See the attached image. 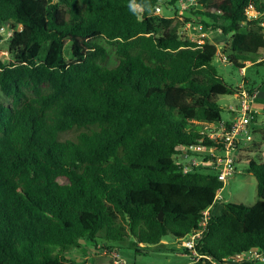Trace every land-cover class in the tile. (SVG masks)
<instances>
[{
    "label": "trees",
    "instance_id": "1",
    "mask_svg": "<svg viewBox=\"0 0 264 264\" xmlns=\"http://www.w3.org/2000/svg\"><path fill=\"white\" fill-rule=\"evenodd\" d=\"M131 3L0 0V32L13 31V61L0 57V264H86L67 255L81 241L110 256L113 243L148 248L171 236L181 247L202 229L200 258L183 247L188 264H256L232 260L264 253V159L238 163L259 201L219 213L217 174L182 165L203 126L223 122L219 98L238 91L219 74L218 47L181 38L174 18L155 13H177L179 0H135L140 12ZM190 13L230 36L229 64L264 65L252 59L264 51V0H198ZM251 124L264 132V111Z\"/></svg>",
    "mask_w": 264,
    "mask_h": 264
},
{
    "label": "rangeland",
    "instance_id": "2",
    "mask_svg": "<svg viewBox=\"0 0 264 264\" xmlns=\"http://www.w3.org/2000/svg\"><path fill=\"white\" fill-rule=\"evenodd\" d=\"M195 6V4H193ZM192 7V6H191ZM181 10L175 13L171 7H161L159 16L174 18L182 28L180 30V37L183 39H190L193 41H201L204 37L208 39L222 50L226 44L230 47V36L223 35L219 30H205L200 24V19L190 13V8ZM189 21L188 23L186 21ZM21 29V26H18ZM12 28L10 25H5L0 32V57L9 64L13 61V56L8 50L6 40L12 36ZM207 34V35H205ZM70 56V48L67 49V58ZM264 56V51H260L257 55L252 56L253 60L261 59ZM248 65V64H247ZM217 69L220 76L224 79L228 86L239 87L242 83L245 86H254L259 89V101L264 100V65H253V63L245 68L244 74L240 69L227 63L216 62ZM250 85V86H249ZM218 103L223 108L221 118L223 122H232L236 116L233 112L228 110V107H234V98L232 96L220 97ZM261 115V114H260ZM252 141L247 143L242 150L240 162H244L246 158H262L264 159V132L255 125H251ZM75 136V132L64 134L63 139H70ZM191 157H182V163L188 164ZM240 173L230 179V181L219 192L220 197L215 206V212L219 213L223 204H243L245 206H252L259 201L257 196V181L256 178L247 173L244 165H239ZM171 236L165 237L160 244L148 248H137L132 244V239L122 243H113L112 246L116 248L117 255L121 258V262L117 260L115 255H99L96 250L85 241H81L82 248L79 250H71L67 255L73 259H77L86 264H188L189 258L183 251V247L174 243ZM139 249V252L136 250ZM173 249V250H172Z\"/></svg>",
    "mask_w": 264,
    "mask_h": 264
},
{
    "label": "built area",
    "instance_id": "3",
    "mask_svg": "<svg viewBox=\"0 0 264 264\" xmlns=\"http://www.w3.org/2000/svg\"><path fill=\"white\" fill-rule=\"evenodd\" d=\"M198 0H179V7L181 10H187L189 7L197 5ZM161 6L155 8V13L159 15ZM250 18H257L258 15L254 11H247ZM263 35H264V21L262 22ZM221 32V31H220ZM264 56L259 59L263 61ZM216 62L227 64L229 63L228 56L224 51L218 47ZM250 64V62H247ZM246 63V64H247ZM242 74L245 68L241 69ZM257 91L245 86L244 83L239 85L237 93L232 96L236 100V105L232 107V111L236 116L232 122H222L219 124H205L201 131L202 139L199 145L184 146L183 157H191L188 164H183L184 172H191L194 167L203 166L213 170L217 174L218 180L225 186L232 177L240 173L238 163L243 148L247 143L252 141L251 117L254 112L253 104L255 102ZM205 142H210L211 146H205ZM219 194V193H218ZM220 197L217 196V200ZM210 218V210L204 213L203 226L205 227L208 219ZM204 229L192 232L182 239V247L186 248L191 254L200 258L196 252V246L201 240ZM117 260L121 262V258ZM243 261H261L264 262V253L256 250L244 252L234 260L233 263H240ZM122 264H125L122 261Z\"/></svg>",
    "mask_w": 264,
    "mask_h": 264
},
{
    "label": "crops",
    "instance_id": "4",
    "mask_svg": "<svg viewBox=\"0 0 264 264\" xmlns=\"http://www.w3.org/2000/svg\"><path fill=\"white\" fill-rule=\"evenodd\" d=\"M205 35H207V34H205ZM209 38V37H208ZM218 46V45H217ZM248 64V63H247ZM246 64V67L245 68H247V66H249V65H251L252 63L250 62V64H248L247 65ZM241 71V70H240ZM242 73V72H241ZM253 87V89L254 90H256L257 91V95H256V99H255V102H254V104H253V110H254V112L253 113H256V114H263V111H264V100H260L259 101V89H256L254 86H252ZM234 98V97H233ZM234 105H236V100L234 99ZM228 110L229 111H231V112H233L232 111V107L231 106H229L228 107ZM175 243V242H174ZM173 243V244H174ZM256 264H264V262H261V261H259V262H257Z\"/></svg>",
    "mask_w": 264,
    "mask_h": 264
},
{
    "label": "clouds",
    "instance_id": "5",
    "mask_svg": "<svg viewBox=\"0 0 264 264\" xmlns=\"http://www.w3.org/2000/svg\"><path fill=\"white\" fill-rule=\"evenodd\" d=\"M129 7L133 12H140L142 10L141 7L135 3V0H132V3L129 5Z\"/></svg>",
    "mask_w": 264,
    "mask_h": 264
},
{
    "label": "water",
    "instance_id": "6",
    "mask_svg": "<svg viewBox=\"0 0 264 264\" xmlns=\"http://www.w3.org/2000/svg\"><path fill=\"white\" fill-rule=\"evenodd\" d=\"M159 219L162 220V215H160Z\"/></svg>",
    "mask_w": 264,
    "mask_h": 264
}]
</instances>
